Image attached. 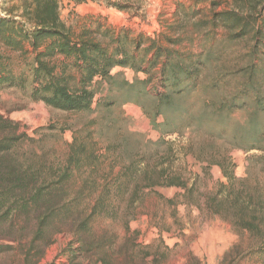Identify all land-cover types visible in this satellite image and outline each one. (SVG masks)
I'll use <instances>...</instances> for the list:
<instances>
[{
  "label": "rangeland",
  "instance_id": "374dc122",
  "mask_svg": "<svg viewBox=\"0 0 264 264\" xmlns=\"http://www.w3.org/2000/svg\"><path fill=\"white\" fill-rule=\"evenodd\" d=\"M137 1L138 8L122 11L94 0H61L60 12L74 31L99 20L117 30L181 37L182 48L201 54L197 87L153 122L157 95L165 91L159 66L148 81L150 74L118 66L90 110L66 111L30 97L33 55L10 52L11 69L26 75V85L0 90V113L34 138L17 146L19 160L61 173L76 150L80 163L50 204L13 212L3 228L13 246L0 253V264H93L100 255L112 264H264V109L250 87L264 95V76L250 74L253 61L264 62V38L252 53L251 36L234 39L204 25L207 13L191 17L192 0ZM22 4L0 0V12L18 15ZM180 4L186 9L178 13ZM222 9L250 6L223 0ZM171 175L187 187L167 185ZM100 198L110 212L95 214L80 230ZM49 212L54 216L34 238ZM82 243L86 251L69 263L63 253Z\"/></svg>",
  "mask_w": 264,
  "mask_h": 264
},
{
  "label": "trees",
  "instance_id": "16d2710c",
  "mask_svg": "<svg viewBox=\"0 0 264 264\" xmlns=\"http://www.w3.org/2000/svg\"><path fill=\"white\" fill-rule=\"evenodd\" d=\"M94 1L122 11H132L139 4L137 0ZM192 1L193 4L187 7L191 10V17L207 13L208 17L201 19L204 25L224 28L234 39L251 36L254 38L252 53L260 52L264 38V0H235L250 6L247 12L218 10L223 0ZM203 3H209V7L200 8L199 5ZM185 9V5L180 4L177 12ZM4 11L6 13L0 12V90L26 85V75L23 72L17 75L11 69L12 51L20 52L23 56L33 55L28 71L30 97L66 111L90 110L100 85L114 79L112 70L118 66L150 74L143 81H148L152 71L159 66L158 78L165 91L157 95L160 109L156 111L153 122L162 115L160 110L173 106L176 98L190 93L198 85L201 54L182 48L183 39L179 36L159 33L153 37L126 27L117 30L99 20H92L74 31L61 17V0H23L20 14ZM173 26L170 25L173 32H181L178 25ZM250 65L251 75L261 73L264 76V62L253 61ZM250 87L254 90L258 105L264 109L262 91L254 85ZM246 91L249 92L246 89L243 95H246ZM19 130V121L0 113V253L13 246L3 231L13 212L26 210L29 205L40 207L50 204L61 190L62 182L70 176L71 167L80 163L79 153L75 150L61 173L53 165L43 167L44 172L40 167L25 166L15 149L23 140L33 141L34 138ZM166 184L187 187L186 182L177 175L169 176ZM101 212H110L102 198L80 223V230L86 231L90 218ZM53 216L54 213L49 212L40 217L34 238L42 235ZM243 224L249 228L254 226L252 221ZM66 250L63 255L69 263H75L86 248L82 243L78 247L69 246ZM26 259L29 262L28 256ZM66 263L62 261L60 264ZM93 264L112 263L100 255Z\"/></svg>",
  "mask_w": 264,
  "mask_h": 264
}]
</instances>
